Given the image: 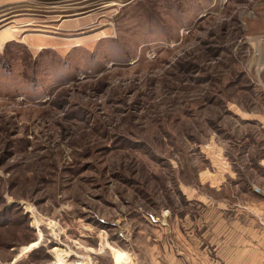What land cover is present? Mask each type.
Returning a JSON list of instances; mask_svg holds the SVG:
<instances>
[{
	"label": "rangeland",
	"instance_id": "374dc122",
	"mask_svg": "<svg viewBox=\"0 0 264 264\" xmlns=\"http://www.w3.org/2000/svg\"><path fill=\"white\" fill-rule=\"evenodd\" d=\"M85 1L0 0V264L210 256L264 219V0Z\"/></svg>",
	"mask_w": 264,
	"mask_h": 264
},
{
	"label": "crops",
	"instance_id": "0c3cea01",
	"mask_svg": "<svg viewBox=\"0 0 264 264\" xmlns=\"http://www.w3.org/2000/svg\"><path fill=\"white\" fill-rule=\"evenodd\" d=\"M259 220L264 223V219H250V223L246 219L244 227V219H197L204 230L201 240L213 247L212 254L189 249L180 256L164 249L155 254L160 258L156 264H264V231L258 228Z\"/></svg>",
	"mask_w": 264,
	"mask_h": 264
},
{
	"label": "bare ground",
	"instance_id": "6f19581e",
	"mask_svg": "<svg viewBox=\"0 0 264 264\" xmlns=\"http://www.w3.org/2000/svg\"><path fill=\"white\" fill-rule=\"evenodd\" d=\"M92 3H93L92 1L89 2V1L87 0V1H85V3H83L84 5L81 4L82 6L79 7V8H83V7H84V8H87V7H89ZM21 5H22V4H21ZM77 5H79V4H77ZM5 6H6V5H5ZM32 6H33V5H32ZM63 6H64V5H63ZM14 7H15V6H14ZM18 7H19V6L16 5V8H18ZM10 8H11V7H10ZM59 8H60V9L64 8V9H69V10H71V9H73V10H77V9H79V8H76L75 5H74V6H71V7H70V6H65V7H59ZM13 11H15V10H12V8L9 9V10H7L5 14H3L2 16H0V22H1V21H4V20L7 18V15H8L9 13L13 12ZM63 11H64V10H63ZM9 15H10V14H9ZM47 26H49V27H51V28L54 27L53 24H50V25H47ZM78 26H79V25L77 24V27H78ZM5 29H9V30H8V31H9V34H8L9 37L16 38L15 35H14V33H13V31H14L13 29H11L10 27H7V28H5ZM14 32H15V31H14ZM16 32H17V31H16ZM24 37H25V36H24ZM16 39H17V38H16ZM28 40H29V39H28ZM17 41H18V42H24L23 39H20V38H19ZM26 41H27V40H26ZM30 42H31V40H30ZM61 262H62V261H61Z\"/></svg>",
	"mask_w": 264,
	"mask_h": 264
},
{
	"label": "built area",
	"instance_id": "2783aa9c",
	"mask_svg": "<svg viewBox=\"0 0 264 264\" xmlns=\"http://www.w3.org/2000/svg\"><path fill=\"white\" fill-rule=\"evenodd\" d=\"M44 264H80V262H60L56 260H48Z\"/></svg>",
	"mask_w": 264,
	"mask_h": 264
}]
</instances>
